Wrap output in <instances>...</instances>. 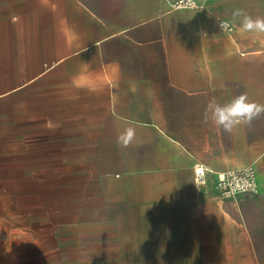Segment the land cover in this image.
Segmentation results:
<instances>
[{"label": "crops", "instance_id": "1", "mask_svg": "<svg viewBox=\"0 0 264 264\" xmlns=\"http://www.w3.org/2000/svg\"><path fill=\"white\" fill-rule=\"evenodd\" d=\"M204 1L196 10L168 0H0L1 142L90 172L76 177L90 184L94 233L63 228L64 260L102 255L115 243L98 232L118 231L116 245L132 246L136 261L180 247L184 264L262 263L264 115L228 133L202 113L213 98L245 93L264 104V33L232 19L235 9L264 17V0ZM219 18L234 29L220 30ZM128 126L136 139L124 148L116 137ZM197 162L209 169L202 185ZM249 164L257 191L222 200L216 174Z\"/></svg>", "mask_w": 264, "mask_h": 264}, {"label": "rangeland", "instance_id": "2", "mask_svg": "<svg viewBox=\"0 0 264 264\" xmlns=\"http://www.w3.org/2000/svg\"><path fill=\"white\" fill-rule=\"evenodd\" d=\"M9 146L0 140V264H72L63 259L60 237L68 233L70 225L82 236L94 233L86 229L95 216L84 211V197L90 184L76 177L90 172L85 168L56 166L52 151L24 150L21 145L11 150ZM101 171L102 168H93L92 173ZM70 178L80 182H68ZM63 228H67L66 232ZM118 233L121 234L98 232V240L115 244L102 255H91L88 262L78 264H184L180 247H157L156 262H148L144 256L136 261L132 246L116 245ZM255 233L260 237L257 249L264 264V230Z\"/></svg>", "mask_w": 264, "mask_h": 264}, {"label": "clouds", "instance_id": "3", "mask_svg": "<svg viewBox=\"0 0 264 264\" xmlns=\"http://www.w3.org/2000/svg\"><path fill=\"white\" fill-rule=\"evenodd\" d=\"M240 19L242 30L264 33V17L253 18L243 9H235L232 19ZM221 28L227 27L221 23ZM264 115V104L250 101L247 94L234 97L226 104H220L215 98L209 100L202 113L204 123H211L223 131L231 133L236 127L241 125H251L254 120ZM136 139V129L134 126L124 128L116 137V143L127 148Z\"/></svg>", "mask_w": 264, "mask_h": 264}, {"label": "built area", "instance_id": "4", "mask_svg": "<svg viewBox=\"0 0 264 264\" xmlns=\"http://www.w3.org/2000/svg\"><path fill=\"white\" fill-rule=\"evenodd\" d=\"M172 8H191L203 10L204 0H168ZM218 28L223 31H232L234 29L231 22L225 19H217ZM221 23L227 25L221 28ZM208 167L197 162L193 166L194 181L198 185L206 183ZM215 188L218 190L221 199H236L241 194L253 193L258 189L257 171L253 164L234 167L216 174Z\"/></svg>", "mask_w": 264, "mask_h": 264}]
</instances>
